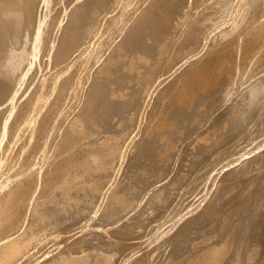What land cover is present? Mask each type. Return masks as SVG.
<instances>
[{"label":"bare ground","instance_id":"bare-ground-1","mask_svg":"<svg viewBox=\"0 0 264 264\" xmlns=\"http://www.w3.org/2000/svg\"><path fill=\"white\" fill-rule=\"evenodd\" d=\"M0 264H264V0H0Z\"/></svg>","mask_w":264,"mask_h":264},{"label":"rangeland","instance_id":"rangeland-1","mask_svg":"<svg viewBox=\"0 0 264 264\" xmlns=\"http://www.w3.org/2000/svg\"><path fill=\"white\" fill-rule=\"evenodd\" d=\"M190 1H192V0H190ZM241 44H242V43H239L238 48H240V47L242 46ZM239 53H240V49L238 50V56H237V60H238V61L236 60V62H237V63L235 64L236 66H237V64H240L239 62H241V60H242L241 58H240L241 60L239 59V57L242 56V54H239ZM242 58H243V56H242ZM239 60H240V61H239ZM255 63H256V62H255ZM258 63H259V61L257 60V64H255V65H258ZM81 103H82V101H81ZM80 105H81V104H80ZM78 108H80V107H77V108L72 112V114H73V113L77 114V113H78V111H77ZM72 114L69 116V119H67V120L65 121L66 124H67L68 120L71 121L72 118H70V117H72L73 115L76 116L75 114H73V115H72ZM74 116H73V117H74ZM74 118H75V117H74ZM74 118H73V119H74ZM64 126H65V125H64ZM72 237H73V238H71V239H74L75 237L77 238L76 235H75V236H72ZM76 238H75V239H76ZM65 248L67 249L68 247H65ZM65 248H64V249H65ZM64 249H63L62 253L65 252V254H67V251H68V250L65 249V251H64ZM68 252H69V251H68ZM62 253H61V254H62ZM59 254H60V253H59ZM63 254H64V253H63Z\"/></svg>","mask_w":264,"mask_h":264}]
</instances>
